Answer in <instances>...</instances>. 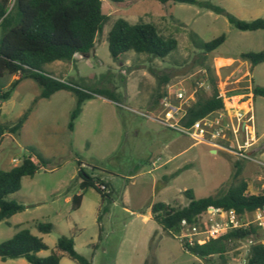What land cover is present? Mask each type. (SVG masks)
<instances>
[{
	"label": "rangeland",
	"instance_id": "374dc122",
	"mask_svg": "<svg viewBox=\"0 0 264 264\" xmlns=\"http://www.w3.org/2000/svg\"><path fill=\"white\" fill-rule=\"evenodd\" d=\"M201 2L220 6L240 20L264 19V0ZM103 12L109 19L88 55L76 54L71 61H56L43 70L113 100L96 96L86 101L73 131L69 124L77 96L71 91L43 99L42 88L28 78L2 101L0 123L5 126L12 127L32 111L18 134L6 133L0 141V170L12 169L28 155L35 161L45 159L47 164L33 177H25L21 190L7 197L26 210L11 217L8 224L0 223V244L29 229L48 247L38 256L56 252L61 264H78L57 248L63 236L74 239L76 251L91 264H218L217 257L208 263L186 251L179 235L169 234L153 219L151 207L158 202L184 207L187 189L197 198L225 193L236 163L242 167L241 178L249 184L248 194H261L264 167L225 151L212 152L211 146L196 143L151 117H162L161 102H155L158 90L181 89L189 104L198 92L209 96V69L213 68L225 108L243 114L252 110L257 134L253 158L264 164V97H253L255 87H264V63L253 66L243 58L264 52V30L240 31L226 14L200 5L103 0ZM118 19L152 23L162 35L177 39L178 48L164 59L131 51L115 60L108 35ZM222 35L225 42L213 52L199 48L198 44ZM222 58L235 61L227 64L230 61ZM14 80L11 74L0 77V92L9 90ZM79 162L88 174L109 186L111 196L103 199L90 188L81 208L75 210L73 199L82 193ZM39 224H52V231L41 233ZM259 231L264 238V229ZM250 241L230 245V264H243ZM0 264L30 263L20 258L0 259Z\"/></svg>",
	"mask_w": 264,
	"mask_h": 264
},
{
	"label": "trees",
	"instance_id": "16d2710c",
	"mask_svg": "<svg viewBox=\"0 0 264 264\" xmlns=\"http://www.w3.org/2000/svg\"><path fill=\"white\" fill-rule=\"evenodd\" d=\"M114 3H124L128 0H110ZM162 4L180 3L200 5L218 14H226L229 22L240 31L264 30V19L252 21L240 20L228 14L222 7L201 0H155ZM109 16L103 12V0H0V77L6 74L15 76L9 90L0 92V115L2 101L8 100L18 85L25 79L35 80L42 88L41 98L49 99L55 93L68 90L77 96V105L71 114L69 129L75 128V121L81 115L86 101L101 96L109 100L100 91H85L72 83L62 82L46 73L43 68L56 61H71L76 54L88 55L95 48L96 39L102 33ZM226 40V36L209 42L198 44L206 53L213 52ZM109 50L115 60H120L128 52L148 54L153 57L166 58L178 48V40L162 35L157 26L140 21L131 24L124 19H118L108 35ZM243 58L253 66L264 63V52L244 54ZM209 84L212 92L205 96L201 92L193 105L188 109L186 125L202 119L210 114L225 109L223 97L217 87V76L210 68ZM160 90L156 94V103L162 102L164 95ZM253 97H264V87H255ZM29 109L12 127L0 123V141L6 133L18 134L29 118ZM47 164L45 159L34 160L33 155L25 156L21 164L8 171L0 170V223L6 222L14 215L26 210V207L7 197L21 190L25 177H33L41 165ZM79 179L82 193L73 199L75 210L82 205L84 193L96 189L103 199L111 196L109 186L100 177L88 174L79 162ZM236 172L225 193L218 192L205 198H197L192 189L183 192L188 200L184 207L177 208L171 204L158 202L151 207L153 219L169 234L179 235L183 220L190 224L198 223L211 207L224 211L234 210L240 216L247 218L257 210L264 208V192L258 195L248 194L249 184L241 178L242 167L236 163ZM105 186L106 189L102 188ZM102 216L99 217L101 221ZM52 224H39L41 233L52 231ZM260 229L254 224L246 228L227 232L218 239H212L203 245H189L185 240L181 243L186 251L196 255L206 262L212 263L217 257L218 264H230L227 254L232 243L253 239L246 254L245 264H264V244L258 241ZM57 248L69 255L78 264H91L75 249V241L63 236L58 240ZM43 239L31 233L29 229L18 231L11 239L0 244V259L2 261L23 258L30 264H61V258L56 252L47 257L38 253L47 250Z\"/></svg>",
	"mask_w": 264,
	"mask_h": 264
},
{
	"label": "built area",
	"instance_id": "2783aa9c",
	"mask_svg": "<svg viewBox=\"0 0 264 264\" xmlns=\"http://www.w3.org/2000/svg\"><path fill=\"white\" fill-rule=\"evenodd\" d=\"M192 105L189 104L186 92L183 90L168 91L161 102L162 117H151V119L191 138L196 143L207 144L215 151H225L264 167V164L253 158L257 134L254 129L252 110L243 114L232 113L225 108L186 125L188 109ZM102 188L106 189L105 186ZM248 217L244 218L234 210L224 211L211 207L198 223L190 224L183 220L179 237L194 246L195 244L203 245L231 230L246 228L251 224L264 229V208L253 213L252 219ZM262 237H258V241L264 244ZM250 242L252 244L254 241ZM248 252L249 250L247 254ZM245 262L244 260L243 264Z\"/></svg>",
	"mask_w": 264,
	"mask_h": 264
},
{
	"label": "crops",
	"instance_id": "0c3cea01",
	"mask_svg": "<svg viewBox=\"0 0 264 264\" xmlns=\"http://www.w3.org/2000/svg\"><path fill=\"white\" fill-rule=\"evenodd\" d=\"M223 60H226V61H230L229 63H227V64H230L231 62H234L235 60L234 59H230V58H227V59H225V58H222ZM224 65H226V64H224ZM212 152H216L215 150H212Z\"/></svg>",
	"mask_w": 264,
	"mask_h": 264
}]
</instances>
